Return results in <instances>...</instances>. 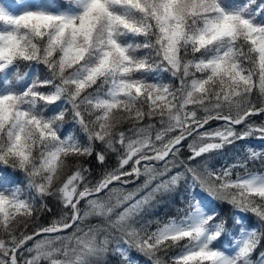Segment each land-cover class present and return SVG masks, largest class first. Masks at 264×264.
<instances>
[{
  "label": "snow or ice",
  "instance_id": "1",
  "mask_svg": "<svg viewBox=\"0 0 264 264\" xmlns=\"http://www.w3.org/2000/svg\"><path fill=\"white\" fill-rule=\"evenodd\" d=\"M17 3L0 166L24 179L0 176V264H264V151L216 166L264 143V0Z\"/></svg>",
  "mask_w": 264,
  "mask_h": 264
},
{
  "label": "trees",
  "instance_id": "2",
  "mask_svg": "<svg viewBox=\"0 0 264 264\" xmlns=\"http://www.w3.org/2000/svg\"><path fill=\"white\" fill-rule=\"evenodd\" d=\"M20 71H21V73L27 72L28 68L25 67L24 65H21L20 66ZM37 73L40 74V75H43V72L41 70H39V69L37 70ZM164 79H166V80L168 79L167 74H164ZM173 83H175V81H173ZM254 96H255V92H254ZM253 121L255 123L259 124L261 121H264V116L253 117ZM217 124H218V122H214V123L211 124V126L213 127V126H216ZM66 127H67V125H66ZM69 131H72V132L77 133L78 135H80V133L78 132V127H72V128L69 129ZM81 139H83L82 136H81ZM248 147H252V148H254L257 151H264V143H262L259 140L254 139V138H249L248 140L237 142L236 149L235 150L234 149H229L228 152H227V155L217 156L216 157V166L220 167L221 165H224L226 163L234 162V160L232 158L235 157V156H242L243 155V151L245 149H247ZM185 151H186V149H185ZM114 163H115V160H114V158H112L109 161V164L111 165V164H114ZM93 167L95 169V172L99 171V168L96 167L94 165V163H93ZM249 168L252 169V170H261V164H260L259 161L254 162V163H250L249 164ZM238 171H242V170H238ZM0 173L2 175L6 174L10 180H14V181H17V182H19V181L24 179L22 172H20V171H15L14 172L11 168H8L7 172L5 173L4 168L2 166H0ZM12 186H15V185H11V184L9 185V187H12ZM19 186L24 188L25 191H27L25 183H21ZM132 187H135V184L129 185V188H132ZM176 206L177 207H182V205H176ZM221 210L223 212H228L229 208H228L227 205H225ZM168 211H169L168 208H162V209L157 211L156 215L159 218L164 219L165 218V213L168 212ZM41 222H46L45 218H42ZM152 230H155V225H152ZM131 255H132L133 258H137V259H140L141 261H145L146 264H147L148 259H149L147 257H144L142 255L137 254L135 252V250H132ZM106 259L108 261H110V264H117V259L115 257H113V256H109Z\"/></svg>",
  "mask_w": 264,
  "mask_h": 264
},
{
  "label": "rangeland",
  "instance_id": "3",
  "mask_svg": "<svg viewBox=\"0 0 264 264\" xmlns=\"http://www.w3.org/2000/svg\"><path fill=\"white\" fill-rule=\"evenodd\" d=\"M0 2H3L6 6L9 7L10 10H12L14 12L18 10L19 5L18 4H15L13 0H0ZM216 126H213V127H216Z\"/></svg>",
  "mask_w": 264,
  "mask_h": 264
}]
</instances>
